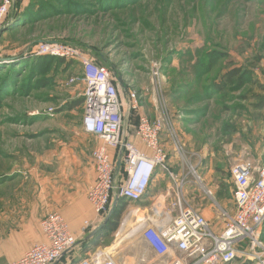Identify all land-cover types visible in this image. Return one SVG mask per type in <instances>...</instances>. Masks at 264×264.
Segmentation results:
<instances>
[{
    "label": "rangeland",
    "instance_id": "rangeland-1",
    "mask_svg": "<svg viewBox=\"0 0 264 264\" xmlns=\"http://www.w3.org/2000/svg\"><path fill=\"white\" fill-rule=\"evenodd\" d=\"M131 2L22 0L15 20L27 6L50 9L46 3H51L54 12L0 33V183H13L17 167H45L47 156L65 154L74 143L75 121L85 110L81 67L36 60L41 44L59 40L79 47L139 91L137 114L170 120L184 157L169 140L165 146L175 156L179 177L186 179L189 206L209 208L223 225V212L231 215L234 207L231 168L264 165V0ZM210 58L215 66L207 69ZM23 60L29 67L35 60L34 75L18 65ZM233 69L241 71L242 83L234 80L215 92L213 86ZM48 108L54 114L32 115ZM163 184L162 192L167 184L176 191L173 183ZM118 229L105 233L88 258L100 250L117 264L167 263L140 238L117 234Z\"/></svg>",
    "mask_w": 264,
    "mask_h": 264
},
{
    "label": "built area",
    "instance_id": "built-area-1",
    "mask_svg": "<svg viewBox=\"0 0 264 264\" xmlns=\"http://www.w3.org/2000/svg\"><path fill=\"white\" fill-rule=\"evenodd\" d=\"M13 1L4 0L0 5V33ZM36 55L75 61L81 67V81L86 87L82 127L85 133L102 141L92 153L96 180L87 193L98 217L104 219L115 201L125 199L129 202L128 210L117 234L127 233L129 238H140L159 257L171 255L169 264H229L237 260L264 264V165L254 169L239 163L231 168L236 211L232 216L223 212L224 230L215 234L206 218L189 206L183 191L186 179L180 178L169 167L166 140L175 144L182 158L185 154L170 120L163 115L153 118L137 114L143 95L134 88L123 93L113 74L78 48L57 42L44 43ZM154 75L158 76V71ZM54 112L55 109L48 108L32 115H52ZM132 115L136 119L133 126L129 124ZM133 133L151 154L141 151L131 141ZM110 149L117 151L118 159L112 157ZM119 161L121 167L118 169ZM158 170L169 175L176 191L169 188L150 207H143ZM41 226L47 242L34 247L12 264H56L77 246L78 239L61 213H50ZM89 226L86 222V227ZM78 264L117 263L111 254L97 250L91 258Z\"/></svg>",
    "mask_w": 264,
    "mask_h": 264
},
{
    "label": "crops",
    "instance_id": "crops-1",
    "mask_svg": "<svg viewBox=\"0 0 264 264\" xmlns=\"http://www.w3.org/2000/svg\"><path fill=\"white\" fill-rule=\"evenodd\" d=\"M118 85L126 91L124 82L119 80ZM82 118L83 116L75 121L78 125L73 137L74 143L65 148V154L47 156L46 166L43 168L35 169L31 164L25 165L22 170L17 167L15 172L18 173L12 180L13 183H0V264H12L34 247L46 243L41 223L53 212H59L66 218L71 233L78 239V247L73 255H67L56 264H78L90 255V252L83 253L80 246L89 241L86 239L100 225L99 219L103 220L96 215L87 197L90 186L96 180L92 153L102 145V141L85 133ZM131 141L141 151L151 154L150 149L135 138L134 133ZM167 152L171 171L178 173L175 156L173 157L170 148ZM110 154L115 160L118 159L114 149H110ZM163 183L174 182L167 173L158 170L150 183L143 207H150L158 197L166 193L170 188L169 184L164 192L159 190ZM201 211L199 212L206 218L212 231L221 234L224 224L214 221L209 208ZM235 211L234 204L231 216ZM86 222L90 224L89 227H86ZM165 258L166 264L172 260L171 255Z\"/></svg>",
    "mask_w": 264,
    "mask_h": 264
},
{
    "label": "trees",
    "instance_id": "trees-1",
    "mask_svg": "<svg viewBox=\"0 0 264 264\" xmlns=\"http://www.w3.org/2000/svg\"><path fill=\"white\" fill-rule=\"evenodd\" d=\"M56 1H60V0H56ZM114 1H116V0H114ZM135 1H137V0H133V2H131V3H134ZM31 3H30V5H31ZM46 4L49 5L50 9H45V8H43V5H38V4L35 7L34 6H27V8H25L24 11H22V13H20L21 15L19 16V18L15 20L14 16H15V14H17V12H16L17 10L20 11L21 6H22V1H20V2L14 1L13 5H11L9 12H8L7 16L5 17V20L3 22V28L5 29L4 32L12 30V28H10V26H13V25H18L21 23L20 26H22L23 25L22 23H24V25L27 23H34L35 21L39 20V18H41V17H43V19L48 18V17L51 18V16L53 15V12H54V7H52L51 3H46ZM32 7H33L34 13L31 12ZM50 10H51V13H50ZM44 13H46V14H44ZM8 17H9V21L7 20ZM51 42L59 43L60 41L54 40ZM63 44H67V43H63ZM67 45H70V46H73L75 48L80 49L79 47L71 45V44H67ZM30 57L34 58V57H32V55H30ZM45 58L51 59V60H57L60 64L68 63V64H73L76 66L78 65L75 61H68V60L63 59V58L52 57V56H41V58L37 57L36 60H40L39 62H42ZM0 60H1V58H0ZM7 60H10V59L7 58ZM23 61L20 62L19 66H22L24 64L26 66V71L28 72V74L32 73V68L35 64V62H34L35 60H32L34 64L31 67H29V63H27L28 62L27 60H23ZM95 63L100 65V66L105 67L103 65V63H101V62H99L100 63L99 64L97 61H95ZM214 66H215V63L213 60L211 61V58H210L208 63H207V69L208 68L212 69ZM6 70H10V69H6ZM31 75H34V73H32ZM240 76H241V71H239L238 69H233V70L223 74L219 83H216L213 86V88L215 89V92H223L227 86L234 84V80H239V82L242 83V79ZM113 77L115 78V83L118 84V81L121 80V78L120 77L117 78L116 75H113ZM121 81L123 82V80H121ZM124 86L126 87V89H128L126 84ZM82 102H83V99H82ZM133 117H134V115H132V118ZM130 123H132L133 125H136V119L135 120L130 119ZM128 205H129L128 201H126L125 199L119 198L117 205L115 207V210H114L111 218L109 219L108 223L105 225L104 229L101 232H99L93 239H90L89 241L82 244L80 246L81 247L80 250L82 249L83 253H89L90 251L94 250L95 247L98 246L100 240H102V236H105V233H107V232L108 233H114L118 229L122 215L127 210ZM111 207H112V205H111ZM105 218L106 217H104V219ZM262 240L264 241V226H263V231H262ZM76 247H78V244ZM76 247H75V249H76ZM74 250L69 252L67 255H69V257L72 256L74 253ZM64 258H62V259H64ZM237 261H238V263L240 262L239 264H252L249 260H237ZM229 264H232V263H229Z\"/></svg>",
    "mask_w": 264,
    "mask_h": 264
},
{
    "label": "water",
    "instance_id": "water-1",
    "mask_svg": "<svg viewBox=\"0 0 264 264\" xmlns=\"http://www.w3.org/2000/svg\"><path fill=\"white\" fill-rule=\"evenodd\" d=\"M16 1L20 2L22 0H16ZM2 31H3V29H2ZM120 167H121V161L118 162V169ZM116 204H117V201L114 202V204H113L109 214L105 218V220L98 227H96V229L92 233H90L88 235L86 240H90V239L94 238L99 232H101L104 229L105 225L108 223L109 219L111 218V216H112V214H113V212L115 210Z\"/></svg>",
    "mask_w": 264,
    "mask_h": 264
},
{
    "label": "bare ground",
    "instance_id": "bare-ground-1",
    "mask_svg": "<svg viewBox=\"0 0 264 264\" xmlns=\"http://www.w3.org/2000/svg\"><path fill=\"white\" fill-rule=\"evenodd\" d=\"M28 19V18H27ZM27 58V57H26ZM2 64V63H1ZM19 65V64H18ZM24 65V64H23ZM31 65H32V63H31ZM10 68V67H9ZM66 219V218H65ZM93 239V238H92ZM95 240V239H94ZM82 255V254H81ZM23 256V255H22Z\"/></svg>",
    "mask_w": 264,
    "mask_h": 264
}]
</instances>
